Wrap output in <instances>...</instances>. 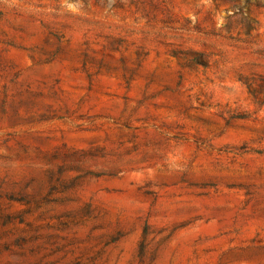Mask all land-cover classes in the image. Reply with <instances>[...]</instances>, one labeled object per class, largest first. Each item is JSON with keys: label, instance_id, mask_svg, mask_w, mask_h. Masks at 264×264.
I'll return each instance as SVG.
<instances>
[{"label": "rangeland", "instance_id": "1", "mask_svg": "<svg viewBox=\"0 0 264 264\" xmlns=\"http://www.w3.org/2000/svg\"><path fill=\"white\" fill-rule=\"evenodd\" d=\"M0 264H264V0H0Z\"/></svg>", "mask_w": 264, "mask_h": 264}]
</instances>
